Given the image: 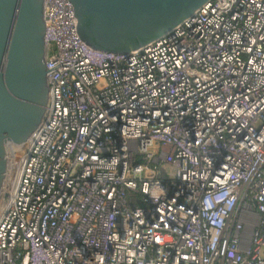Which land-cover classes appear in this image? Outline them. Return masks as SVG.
Returning a JSON list of instances; mask_svg holds the SVG:
<instances>
[{"label":"built area","instance_id":"obj_1","mask_svg":"<svg viewBox=\"0 0 264 264\" xmlns=\"http://www.w3.org/2000/svg\"><path fill=\"white\" fill-rule=\"evenodd\" d=\"M73 15L43 0L59 67L0 209V264H264V0H209L114 56Z\"/></svg>","mask_w":264,"mask_h":264},{"label":"water","instance_id":"obj_2","mask_svg":"<svg viewBox=\"0 0 264 264\" xmlns=\"http://www.w3.org/2000/svg\"><path fill=\"white\" fill-rule=\"evenodd\" d=\"M77 37L90 50L138 51L169 33L209 0H68ZM43 0H0V209L45 118Z\"/></svg>","mask_w":264,"mask_h":264},{"label":"rangeland","instance_id":"obj_3","mask_svg":"<svg viewBox=\"0 0 264 264\" xmlns=\"http://www.w3.org/2000/svg\"><path fill=\"white\" fill-rule=\"evenodd\" d=\"M162 175V174H161ZM159 175V176H161ZM254 216H246L244 218V223H245V229H244V238L246 240H249L254 228H255V225H256V222H257V217H255V214H253Z\"/></svg>","mask_w":264,"mask_h":264},{"label":"bare ground","instance_id":"obj_4","mask_svg":"<svg viewBox=\"0 0 264 264\" xmlns=\"http://www.w3.org/2000/svg\"><path fill=\"white\" fill-rule=\"evenodd\" d=\"M18 177V176H17ZM2 212V210L0 211V213Z\"/></svg>","mask_w":264,"mask_h":264}]
</instances>
